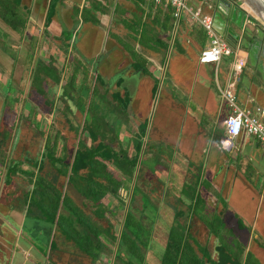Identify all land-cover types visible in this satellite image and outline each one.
<instances>
[{"label": "rangeland", "instance_id": "1", "mask_svg": "<svg viewBox=\"0 0 264 264\" xmlns=\"http://www.w3.org/2000/svg\"><path fill=\"white\" fill-rule=\"evenodd\" d=\"M16 1L5 0L0 4L1 11L7 6H15L16 14L24 19V24L14 29L0 16V47L6 56L2 58L0 67V127L11 130V135L0 134V140L6 135L9 136L3 138L5 141L0 143V161L5 160L0 166L3 176L0 200L9 203L12 201L18 208L25 207L26 203L30 202L28 191L34 187L30 171L35 172V177L44 175L58 188L66 191L79 210L92 219L95 224V227L92 225L93 229L102 230L101 239L107 246L96 258L82 252L70 239H67L63 246H59L56 243L57 234L59 238H63V235L66 237L69 233L67 230H73L71 223L59 221L56 223L57 233L48 235V243L42 246L44 261L37 264L58 263L56 258H52L54 252L62 253L64 257L61 259L66 264H125V261L130 264H161L160 258L169 229L180 222H183L185 227L188 223L190 241L198 253L199 249L203 252L208 250L217 258V238L197 217H191L193 214L186 205L187 198L183 193L185 187H182V184L185 185V179H172L169 170L164 171L166 174H157V167H168L163 156L171 157L177 151L169 143L155 137L159 131L158 109L164 104L162 90L167 87L168 80H164V88L159 92L158 88L155 89L153 98L150 96L151 82L142 86L147 93L141 88L136 92L135 88L133 98L123 108V89L115 82L110 84L105 79H110L108 77L112 73V68H108L105 62L99 61L98 70L94 67L95 56L98 55H94L95 50L89 39H81L83 28L77 24V30L71 40L66 42L67 37L64 34L60 37L61 41H58L49 31V24L44 22L47 0H19V4H13ZM243 1L246 3V0ZM77 3V0H60L52 17H57L65 26L72 27L75 19H79V14H74ZM187 3H190L189 0ZM255 16L264 24L263 17ZM187 19L190 20L189 14L183 12L178 22L174 20L172 32L175 37L170 36L168 41V64L175 53L177 38L180 37ZM76 34L75 46L73 41L74 38L76 40ZM98 38L103 47L106 39L104 33L99 34ZM103 55L106 56L105 53ZM190 56L187 54L188 58ZM124 79L125 77H122V80ZM116 90L119 95H114ZM185 98L184 96L181 100L186 102ZM143 117H146L145 120ZM90 131L96 134L90 135ZM79 141L87 146L104 142L112 152L129 157L136 153L134 146L137 142H144V146L140 148L131 175L123 173L112 160L105 161L107 169L121 179L122 185L117 192L106 191L103 198L94 202L78 191L73 183L68 181L66 174L59 173L57 167L60 164H53L45 154L46 147L53 146L56 156H64L66 161L72 160ZM16 161L17 170L7 173L8 166H12ZM80 172L87 173L85 169ZM100 180L104 181V178ZM96 209H101L102 214L98 215ZM126 214H132L142 224V238H147L148 241L146 246L138 243L140 255L137 254V257L136 253L131 255L124 247L117 245L119 237L116 241L107 240L112 233L119 235ZM82 217L80 215V219H83ZM212 218L210 224L217 228L221 223L215 218V214ZM79 226L83 228V225ZM24 233H27L26 229L23 230ZM45 233L44 229L39 232L42 240L47 235ZM242 238L245 239V236L242 235ZM18 239L19 241L16 239L13 244L22 248L25 241L22 237ZM230 239L231 250L238 251V239ZM36 240L40 241V237H36ZM195 241L199 243V247ZM31 258V255L28 256L29 260ZM250 258L248 261L253 263Z\"/></svg>", "mask_w": 264, "mask_h": 264}, {"label": "crops", "instance_id": "2", "mask_svg": "<svg viewBox=\"0 0 264 264\" xmlns=\"http://www.w3.org/2000/svg\"><path fill=\"white\" fill-rule=\"evenodd\" d=\"M59 1L50 16L49 31L61 41L62 32L66 30L64 36L68 42L77 30V24L80 25L83 28L81 39H89L94 55H98L95 56L94 67L97 69L101 60L112 68L110 79L104 78L110 84L115 82L119 85L123 95L129 96L128 102L133 98L135 88L136 92L141 88L147 93L142 86L151 82L150 96L153 98L155 89L158 88L159 92L164 88V80H168L167 87L162 90L164 104L158 109L159 131L155 137L169 143L177 151L171 157L163 156L168 167H157V174L169 170L172 179H185L182 187H185L183 193L187 198L186 205L193 214L191 217H197L207 227L217 238L218 245H231L230 238L238 239L241 264L250 256L253 263L248 261V264H264V145L245 132L235 137L231 148H225L221 143L226 134L224 119L231 109L218 87H224L232 77L231 59L222 56L217 68L214 64L201 62L199 53L208 43V38L199 23L187 19L168 64V41L170 36L175 37L172 32L175 18L168 3H156L154 0H77L79 3L74 8V14L78 13L79 19H75L72 27H67L59 18L52 17ZM237 1L247 5L248 12L259 15L249 3ZM50 2L47 0L44 20ZM189 2V5L201 7L204 12L212 14L217 0ZM13 4H19V0ZM12 8L16 13L15 6ZM17 18L22 19L18 15ZM229 24L241 34V29L234 22ZM247 25L248 34L238 43L240 53L245 56V65L234 91L240 106L256 112L264 108V24L250 18ZM101 33L106 38L103 47L98 38ZM76 41L77 34L73 45ZM3 52L0 47V67L2 58L6 57ZM187 54L191 55L190 58ZM122 77L125 79L122 80ZM184 96L186 102L181 100ZM1 103L0 95V112ZM1 133L9 135L11 130L0 127ZM7 135L1 138L0 143L5 141L3 138L9 137ZM4 163L5 160L0 161V166ZM2 182L0 173V187ZM10 202L0 200V264H37L44 261L42 246L48 243V235L55 233L56 228L51 222L33 216V212L28 211L29 202L22 208ZM214 214L221 223L217 228L210 224ZM24 228L27 233L23 234ZM212 228L218 230L213 232ZM43 229L47 235L42 240L39 232ZM38 236L40 241H35ZM19 237L25 241L22 248L13 244L16 239L19 241ZM66 240L65 235L59 238L57 234L56 243L59 246L66 244ZM30 255L31 260L28 259ZM60 255L63 254L52 253V258L58 262L56 264L64 262V255Z\"/></svg>", "mask_w": 264, "mask_h": 264}, {"label": "trees", "instance_id": "3", "mask_svg": "<svg viewBox=\"0 0 264 264\" xmlns=\"http://www.w3.org/2000/svg\"><path fill=\"white\" fill-rule=\"evenodd\" d=\"M4 1L5 0H0V4H3ZM56 2L57 0H51L45 24H48ZM1 10L2 9H0L1 17L11 27L17 29L24 24V20L17 18V14L12 7L7 6L4 11ZM75 12H78L77 8ZM66 33V30H63L62 35H66ZM115 94L119 95L120 93L117 90L114 92V95ZM128 101L129 96L126 94L124 101H122L124 104V106H122L123 108L126 107ZM141 133L143 135V131H141ZM95 134L94 131H90V135L94 136ZM134 147L136 153L129 157L126 154L121 156L112 152L104 142H99L93 146H87L84 142L79 141V145L75 149L72 160L66 161L64 156H56L53 146H47L45 154L53 164L57 162L60 164L57 167L58 172L66 174L68 181L73 183L78 191L96 202L104 197L106 191L115 193L121 187L120 185H122L121 179L117 178L107 169L105 161L112 160L123 173L131 175L138 160L141 142H137ZM17 164L16 162L12 164V166H8L7 173L16 171ZM82 169H85L87 173L82 174L80 172ZM30 173L33 176L34 187L32 190L28 191V199L30 200L28 211L33 212V216L35 217L51 222L55 228L58 227L56 223L59 221L71 223L73 230H67L69 233L66 235V238L73 240L78 249L85 252L87 255H91L95 258L98 257L107 247L105 242L101 239L102 230L93 229L92 225L94 222L92 219L79 210L77 204L72 201L66 191L58 188L55 183L48 180L44 175H37L35 177V172L31 170ZM102 177L104 181L100 180ZM95 212H97L98 215L102 214L101 209H96ZM178 213L180 214L181 212L178 211ZM80 215L83 216V219H80ZM75 223L77 225H75ZM182 223L183 222H180L178 225L170 227L167 241L160 258L161 264H241L239 256L241 255L240 249L233 253V251L229 249V247H231L229 244L217 246V258H213L207 250L203 252L199 249L200 253H198L195 246L190 241L191 235L187 227L183 226ZM79 225H83V228ZM122 226L119 235L112 233L110 239L107 240L116 241V238L119 237L117 245L124 247L131 255H135L136 253L137 257V254H139L138 243H142L145 246L148 244L147 238H142V231L144 228L132 214L125 215ZM217 230L218 229L214 230L212 228L213 232ZM128 240H130V242H128ZM195 244L199 247L197 241H195ZM225 249H228V251ZM249 255H251V253ZM246 263L248 264L247 259L244 260V264ZM125 264L130 263L125 261Z\"/></svg>", "mask_w": 264, "mask_h": 264}, {"label": "built area", "instance_id": "4", "mask_svg": "<svg viewBox=\"0 0 264 264\" xmlns=\"http://www.w3.org/2000/svg\"><path fill=\"white\" fill-rule=\"evenodd\" d=\"M156 3H168L172 7V15L176 22L183 12L188 13L192 22L199 23L205 30L208 43L199 53V60L218 67L222 56H231L232 77L224 87H218L223 100L229 105L231 112L224 119L226 134L222 138L225 148L234 146L235 137L242 132L255 136L264 145V108L253 112L237 103L234 87L245 65V56L239 45H231L222 37L213 25V14L206 13L201 7H194L187 0H154Z\"/></svg>", "mask_w": 264, "mask_h": 264}, {"label": "water", "instance_id": "5", "mask_svg": "<svg viewBox=\"0 0 264 264\" xmlns=\"http://www.w3.org/2000/svg\"><path fill=\"white\" fill-rule=\"evenodd\" d=\"M246 3H249L264 18V0H246ZM212 14L213 25L216 30L233 46L238 45L240 40L248 34L247 20L250 18L258 20L255 15L248 12V9L237 0H217ZM230 21L234 22L241 29V34L229 24Z\"/></svg>", "mask_w": 264, "mask_h": 264}, {"label": "flooded vegetation", "instance_id": "6", "mask_svg": "<svg viewBox=\"0 0 264 264\" xmlns=\"http://www.w3.org/2000/svg\"><path fill=\"white\" fill-rule=\"evenodd\" d=\"M240 3V2H239ZM241 4V3H240ZM242 5V4H241ZM244 6V5H243ZM246 9H248L246 6H244Z\"/></svg>", "mask_w": 264, "mask_h": 264}, {"label": "bare ground", "instance_id": "7", "mask_svg": "<svg viewBox=\"0 0 264 264\" xmlns=\"http://www.w3.org/2000/svg\"><path fill=\"white\" fill-rule=\"evenodd\" d=\"M254 9V8H253ZM257 13V11H255Z\"/></svg>", "mask_w": 264, "mask_h": 264}]
</instances>
